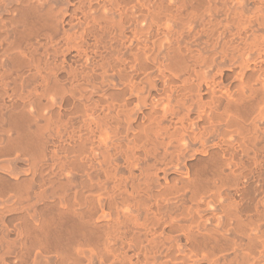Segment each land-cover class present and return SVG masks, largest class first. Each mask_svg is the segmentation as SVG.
I'll use <instances>...</instances> for the list:
<instances>
[{
	"label": "bare ground",
	"instance_id": "1",
	"mask_svg": "<svg viewBox=\"0 0 264 264\" xmlns=\"http://www.w3.org/2000/svg\"><path fill=\"white\" fill-rule=\"evenodd\" d=\"M0 264H264V0H0Z\"/></svg>",
	"mask_w": 264,
	"mask_h": 264
}]
</instances>
